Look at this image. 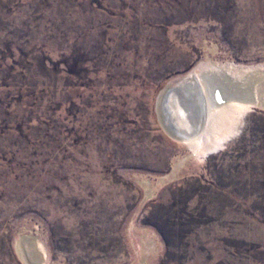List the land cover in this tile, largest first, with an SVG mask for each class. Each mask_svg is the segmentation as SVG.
<instances>
[{"label":"rangeland","instance_id":"rangeland-1","mask_svg":"<svg viewBox=\"0 0 264 264\" xmlns=\"http://www.w3.org/2000/svg\"><path fill=\"white\" fill-rule=\"evenodd\" d=\"M0 264H264V0H0Z\"/></svg>","mask_w":264,"mask_h":264},{"label":"bare ground","instance_id":"bare-ground-1","mask_svg":"<svg viewBox=\"0 0 264 264\" xmlns=\"http://www.w3.org/2000/svg\"><path fill=\"white\" fill-rule=\"evenodd\" d=\"M189 79L191 78L185 77L179 84H169L168 86H166L162 95L160 96V106L162 107V111L165 114V119L170 123V126L176 134L181 135V137H184L186 139H195L199 141L196 138L201 135V128L203 127L202 129H204V126L206 127V122H209L212 117L210 116L211 113H213V111L217 113L218 108L223 106V103L215 104L209 101V116L208 114H205L206 116L202 117L200 115V117H198V113L195 108L200 105L202 109V105L204 104V98H202V95L204 93L207 96L208 92L204 86H201V88L197 87L196 85L193 86L191 80L189 81ZM206 100L208 101V96ZM236 125L237 124L235 123L230 127V130L221 137V141L224 140V138H227L229 135H233L235 133L237 127Z\"/></svg>","mask_w":264,"mask_h":264}]
</instances>
